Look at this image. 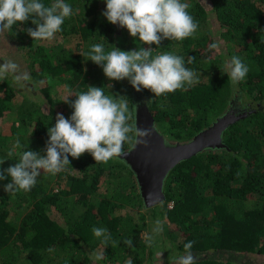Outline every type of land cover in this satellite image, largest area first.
<instances>
[{
  "label": "trees",
  "instance_id": "16d2710c",
  "mask_svg": "<svg viewBox=\"0 0 264 264\" xmlns=\"http://www.w3.org/2000/svg\"><path fill=\"white\" fill-rule=\"evenodd\" d=\"M99 1L65 0L72 6L73 15L65 19L62 31L56 34L64 38L78 35L72 46L34 41L27 34L28 28L35 29L31 19L5 32L22 51L33 87L48 96L50 105L45 110L24 97L11 125L12 134L0 133V159L5 160L0 168L7 169L19 160L22 149L15 146L17 140L24 149L28 146L45 154L48 128L55 125L57 115L49 87L41 86L45 78L65 82L73 94L86 91V86H107L99 76L102 67L84 55L92 45L102 43L106 49L114 45L122 51L139 46L156 50V45H144L138 37L128 38L123 28L108 23ZM41 2L49 5L52 0ZM183 2L198 21V31L181 42L163 40L153 55L171 52L184 57L199 82L159 97L150 90L137 92L147 101L157 128L168 142H186L212 124L210 112L216 118L223 115L232 100L256 106L224 131V148L207 149L177 164L165 179V202L150 211L152 217L165 216L173 225L174 229L166 233L176 250L184 253V244L195 242L191 252L197 264H251L236 262L227 255H264V0ZM205 2L220 27V36L231 47L229 59L239 56L249 68L239 83L228 78L224 66L211 68L207 62L203 49L209 41L206 28L210 12ZM189 57L193 58L191 64L187 63ZM93 76L96 85L89 83ZM123 82L113 84L110 91L120 94V89H127L131 92L127 98L134 105L135 90L128 81ZM236 86L241 100L239 96L234 98ZM15 95L12 79L0 78V119ZM72 111L65 118H70ZM28 127L31 130L26 135H17L19 128ZM132 146L125 143L124 150ZM69 160L70 166L55 174L54 186L49 185L52 179L43 171L27 192L9 194L4 186L11 178L0 181V264H144L146 258L149 264H155L154 247L139 237L138 222L117 213L130 204L145 206L131 168L121 158L96 162L88 153L79 159L69 156ZM104 184L106 190L98 198ZM94 226L107 229V245L102 243L103 237L95 236ZM127 239L133 241L131 246L124 243ZM100 247L102 252L97 253Z\"/></svg>",
  "mask_w": 264,
  "mask_h": 264
},
{
  "label": "clouds",
  "instance_id": "9594fccd",
  "mask_svg": "<svg viewBox=\"0 0 264 264\" xmlns=\"http://www.w3.org/2000/svg\"><path fill=\"white\" fill-rule=\"evenodd\" d=\"M104 2L106 9L102 15L108 23L127 29L131 37H138L144 45H156V50L163 40L181 42L193 36L199 28L198 21L188 11L189 5L183 0ZM72 15L73 8L65 0H52L49 5L41 0H0V33L11 32L18 22L23 24L31 19L35 29L28 28L27 34L34 41H48L62 31L65 19ZM100 38L105 40L103 36ZM109 46L106 49L104 44L96 43L84 54L102 67L109 84L86 86V91L70 94L64 103L75 97L70 103L72 114L70 118L61 113L56 115L55 125L48 128L49 139L44 155L29 150L28 146L24 149L20 141H16L15 146L22 149L19 160L7 169L0 168V181L11 178V182L4 186L5 192L31 191L42 171L55 175L70 166L69 156L79 159L88 153L96 162L107 163L114 157L128 155L124 150L125 143L147 146L154 129L138 127L134 115L139 106L131 104L126 96L113 94L110 91L112 81L127 80L136 92L150 90L157 97L187 90L199 82V76L186 66L182 56L171 52L153 55L156 50L152 47L139 46L137 50L122 51L114 45ZM192 62L193 58L189 57L187 63ZM225 67L234 84L243 81L249 71L236 55L225 61ZM18 68L11 60L4 62L0 65V78L15 74ZM4 162L0 159V165ZM92 231L96 237H103L102 243L107 245L110 235L106 228L94 226ZM124 243L131 246L133 241L127 239ZM194 243L184 244V254L177 257L176 264H197V258L191 252Z\"/></svg>",
  "mask_w": 264,
  "mask_h": 264
},
{
  "label": "rangeland",
  "instance_id": "374dc122",
  "mask_svg": "<svg viewBox=\"0 0 264 264\" xmlns=\"http://www.w3.org/2000/svg\"><path fill=\"white\" fill-rule=\"evenodd\" d=\"M99 3H100V8H102L101 10L102 13L106 9V4L104 0H100ZM206 6L210 12V22L208 27L206 28V31H208L210 34H207L209 36V41L207 46L203 50H206L205 55L208 58L207 62L211 64V68H219L222 66L225 67V61L229 60L228 51L230 50L231 47L227 46L224 39L220 36V27L214 19L215 16L213 15L207 3ZM90 18H93V16H91ZM123 29L127 33L125 35L128 38H131L127 29L125 28ZM77 41H78V35L73 34L72 36H67L66 38H64L63 34H55L51 40L42 41V43L47 45L62 44V46L63 45L72 46ZM213 45H216V47H213ZM9 60L15 62L19 66V68L15 74L9 73L7 75L9 78L12 79V84L16 89V95L13 101H11L8 109L6 110V114L4 115L3 118L0 119V133L6 135L12 134L11 125L16 119L17 108L24 99V97L27 96L30 99L34 100L45 110H48L50 105L48 96L41 89L39 88L36 89L35 87H33V83L29 78L30 76L26 64L22 58V51L18 48V45L12 40H10V38L5 34V32L0 33V65H2L4 62ZM199 75H201V73H199ZM17 76L19 77V79H16ZM99 76H102L103 79H105L106 82L109 84V81L103 74V70H101ZM124 82L127 83V80H124ZM89 83H91V85H96V80L94 76L89 80ZM111 83L113 85L116 84L117 82L112 81ZM41 86L49 87L50 98H53V101L56 104L57 114L61 113L64 116L69 115L71 111V107H70L71 97L69 98V103H64V101L70 96V94H73V91L69 88L68 84L62 82L59 79L45 78ZM235 88H236V92L234 98L236 99L238 98V96L240 98V94H239L240 91L238 90L239 87L236 86ZM119 92L120 94H122V96H126V97H128V95L131 94V92H128V90L124 88L120 89ZM244 101H245L244 103H247L249 100L247 97H244ZM253 104L254 106H256V103ZM254 106L252 108H254ZM209 119L214 122L217 118L214 117L213 113L210 112ZM30 130H31L30 127L19 128L17 135L18 134L26 135ZM159 131L161 132V130ZM46 175H49L52 179V182H50L49 185L54 186V181L56 176L48 173H46ZM105 190H106V184H104L98 191V195H97L98 198L101 193L105 192ZM159 205L157 206L159 207ZM150 210L151 208H146L145 206L142 207L140 205L130 204L126 208L119 209L117 213L131 216L132 218L135 219L136 222H138L137 232L139 234V237L146 244L153 245L154 247L155 264H164L167 261H176L177 257L184 253L174 248L172 240L168 237L166 233V230L169 229L172 230L173 225L170 224L169 220L165 216H163L162 218L152 217L153 215ZM166 223L168 224V226L166 225ZM101 252H102V248L100 247L97 249V253H101ZM227 256L229 259L231 260L233 259L239 263L248 262L251 264H264V255L240 254V255H236V257L231 256V258L229 257V255ZM216 257H218V259H223L222 256L216 255ZM146 260L147 258L145 259L144 264H149L148 263L149 261Z\"/></svg>",
  "mask_w": 264,
  "mask_h": 264
},
{
  "label": "water",
  "instance_id": "95a60500",
  "mask_svg": "<svg viewBox=\"0 0 264 264\" xmlns=\"http://www.w3.org/2000/svg\"><path fill=\"white\" fill-rule=\"evenodd\" d=\"M134 105L139 106L134 115L138 127L153 128L154 130L147 146H132L125 150L128 155L121 159L135 174L146 208H153L165 202V179L177 164L207 149L224 148L225 144L222 137L224 131L252 111L237 116L231 112L224 113L191 140L171 143L166 140L165 134L157 128L155 117L145 98L143 96L135 97Z\"/></svg>",
  "mask_w": 264,
  "mask_h": 264
},
{
  "label": "flooded vegetation",
  "instance_id": "af4514ba",
  "mask_svg": "<svg viewBox=\"0 0 264 264\" xmlns=\"http://www.w3.org/2000/svg\"><path fill=\"white\" fill-rule=\"evenodd\" d=\"M134 93H135L134 97L138 98L140 96L136 91ZM250 110H252V107L250 105L249 106L243 104L240 105L239 103H237V101L235 102L234 100H232L230 107L227 109L225 113L231 112L232 114L237 116L240 114L242 115L244 112H249ZM171 143H176V142H171Z\"/></svg>",
  "mask_w": 264,
  "mask_h": 264
}]
</instances>
